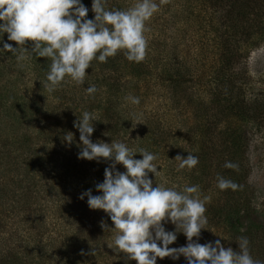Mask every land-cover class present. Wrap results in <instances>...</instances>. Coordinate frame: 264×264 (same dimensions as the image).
Masks as SVG:
<instances>
[{"label": "trees", "instance_id": "1", "mask_svg": "<svg viewBox=\"0 0 264 264\" xmlns=\"http://www.w3.org/2000/svg\"><path fill=\"white\" fill-rule=\"evenodd\" d=\"M92 2L93 0H81V3L89 10L87 19H94L95 16L91 10ZM194 2L198 4L195 11L197 13L190 10L186 14H181L185 19L190 18L194 21L192 24L181 25V29L184 30L189 25L188 32L196 30L194 34L199 38L198 47L195 50V56L199 62L194 64L192 69L189 65H180L173 59L174 54L171 53L170 57L163 54L164 50H161L160 46L157 45L158 51L155 50L154 41L150 37L152 33L148 31L145 33L148 40V54L143 62H130L123 52L108 58L107 63L94 60L91 68L86 70L88 74L85 83L79 86L73 84V86H76V90L78 88L86 90L87 87L94 84L98 91L94 96L84 100L81 95H76V91L71 90V95L68 98L74 102L75 112L82 114L84 111L93 112L98 108L104 112L106 108L115 104L119 92L122 95V92L129 93L139 89L143 94V90L150 89V83L158 86V89L161 90L171 88L172 94L177 93L178 89L180 90L178 86L181 85V82L186 83L188 77L193 78L194 84L195 82L202 84L205 80L207 81L206 85L211 83L206 87L210 91L221 87L223 96L219 99L215 95L214 104L217 112L215 111V114L211 116L219 118L221 113L226 117L230 116L227 128H219V123L208 124L205 112V116L199 117L201 120L195 128V132L193 128L187 130V142H190L189 146L192 152H184L188 150L186 148L181 152V157L186 158L190 153L197 156L202 162L192 170L173 168L176 171V178L182 177L185 181L184 185L177 184L176 186L177 190H180L185 185H198L201 198L210 197L205 213L208 218L207 228L226 237L225 241L228 244L225 248L231 247L234 251H238L237 240L240 237H246L251 245V255L255 256V260L264 262V248L261 246L264 243V238L260 240L259 237L264 236V215L258 207L250 203L251 198L241 202V205L238 203V198L244 195L243 190L247 192V189L243 188V176L241 177L240 172L244 154L243 147L246 145L245 140H247L248 132L250 130L259 131L261 128L263 113L260 106L263 104H256V98H253L249 104L244 105L245 99L238 98L237 95V90H239L238 88L242 89V85L234 83L225 74L226 69L235 60L243 58L248 54L249 49L264 42V0H194ZM134 3L135 0H129L128 3L121 0H107L106 8L108 10H127ZM164 22L159 25L158 22L150 20L146 27L151 25L154 29L152 32L156 29L169 30L172 24L171 19ZM181 29L178 28V30ZM6 34L3 33L1 36ZM12 46L17 47L15 44ZM31 46V42L26 45L29 50H31ZM171 51L177 52L176 47H173ZM50 63L51 61L47 58L36 57L35 54H31L30 60L25 61L24 68L15 65L17 70L13 67L14 63L4 65L0 61V264H78V261L81 262L80 259L74 257L73 253L67 252V247L71 245L73 238H76V234L70 232L69 235L62 234L64 238L57 235L51 239L49 238V222L46 227L39 226L46 217V203L50 205L54 202L56 208H61L56 214V219L63 218L59 220H64V217L67 216V219L73 223L76 219V215L71 210L64 211L63 207V205L68 207L67 203L73 199L69 188L65 186L60 188L61 184L58 183L57 174L52 175L51 171H47L49 168L53 171L54 158L50 153L44 151L43 147L33 145V141L50 145L52 139L48 134L44 136L45 132L38 131L33 139L21 131L24 125H29L37 118V110L28 97H25L26 94L21 93L20 84L25 75L30 73L34 75L36 87L40 84L39 87L44 94H52L53 92L49 93L44 88ZM107 70H113L120 75V80L127 78L126 82L122 83L118 79V81L111 80L106 75ZM64 84L66 83L62 85ZM101 88L102 90H100ZM236 92L237 96H234ZM51 97H58L59 105L62 103V98L65 101L67 99L66 93H60L59 96L53 94ZM220 102L222 107L218 106ZM190 103H192L191 99H187V104L190 105ZM215 129L217 137L221 139L220 145L211 140V133H215L213 131ZM141 137L143 140L139 139V142L137 140L136 148H134L137 150L135 159H142L138 152L139 149L155 153L151 151V143L155 140H151L148 134H143ZM210 150H212L211 153ZM217 153L231 154L233 157L231 162L238 164V169H231L232 172L233 170L235 172L231 174L232 180L227 176L228 174H220L221 172L217 171L219 174L215 172L214 175L208 172L206 164L211 162L208 157L211 158V155ZM111 164V161H105L103 158L99 162L90 161L88 165L93 169L92 181L87 184H78L77 186L81 185L80 190L73 189L77 192V196L80 193L83 194L84 190L96 188L98 183H102L104 170ZM174 170L167 177L172 178ZM222 175L241 185L242 189L221 191L214 187V181H217V177ZM53 214L55 213H50L49 216L54 217ZM57 222L60 221L57 220ZM55 232L59 233L57 230ZM114 235L115 233L109 238L112 247L106 250L103 246L95 243L90 254L94 252L97 258L99 256L102 260L106 258L104 264H137L136 261L127 259L126 254L113 250ZM31 237L37 239L36 243L33 242L34 239H30ZM34 246H37L41 252L37 261L31 254ZM255 246H260L261 252L258 249L253 250ZM255 253H259V255L256 256ZM162 260L158 257L156 264H168Z\"/></svg>", "mask_w": 264, "mask_h": 264}, {"label": "clouds", "instance_id": "2", "mask_svg": "<svg viewBox=\"0 0 264 264\" xmlns=\"http://www.w3.org/2000/svg\"><path fill=\"white\" fill-rule=\"evenodd\" d=\"M171 0H135L127 10H108L107 0H93L94 19H87L88 8L81 0H0V34L7 33V39L17 47L4 43L0 51L15 55L20 66L24 61L36 57L50 60L44 88L52 93L63 83L83 85L87 69L98 60L107 63L108 58L123 52L130 62L141 63L148 54V40L145 33L150 31L146 24L160 10L161 5ZM31 42V50L26 45ZM98 91L90 85L86 89L89 96ZM132 104L140 103L139 97L128 96ZM93 121H98L94 113L83 112L74 122L82 143L78 158L97 162L103 158L113 161L104 170V180L96 185L100 195H93L89 189L80 199L87 196L92 210H103L114 224L113 250L126 254L127 259L137 264H156L157 258H186L188 264H262L250 254L249 241L239 238V251L225 248L220 240L215 245L209 242L200 244L193 238H200L201 230L207 229L206 204L210 197L201 198L198 185L165 187L155 184L149 173L157 171V155L139 149L142 159H135L136 149L122 142H97L90 139L94 132ZM140 123V122H137ZM64 139L71 143L73 134L67 133ZM180 161L179 169L192 170L199 159L188 154L186 158L175 157ZM123 165L125 172L116 170ZM225 168L238 169V164L226 162ZM217 187L223 191L242 189L241 185L217 177ZM171 222L175 232L166 231L164 224ZM102 228L107 225L102 221ZM177 232L187 238V245L170 248L177 240ZM157 241L162 242L159 246ZM112 247V246H110ZM95 254V253H93Z\"/></svg>", "mask_w": 264, "mask_h": 264}, {"label": "rangeland", "instance_id": "3", "mask_svg": "<svg viewBox=\"0 0 264 264\" xmlns=\"http://www.w3.org/2000/svg\"><path fill=\"white\" fill-rule=\"evenodd\" d=\"M121 1L125 3L129 2V0ZM155 2L159 4V0H155ZM197 7L198 4L195 3L194 0H171L168 5H161L160 10L150 19L151 22H158L159 25H162L165 23L164 21L170 18L172 21L170 29L165 31L164 29L161 31L156 29L152 32L154 30L153 27L151 25L148 27L152 33H150V37L154 41L155 50L158 51V46H160L161 50H164L163 54L169 57L171 53L174 54L175 57H173V59L180 63V65H189L191 69L194 64L199 62L195 56L199 38L194 34L196 30L188 32L189 25L186 29H181V25L185 26L187 23L192 24V22H194L190 18L185 19L181 14H186V12H190V10L195 12ZM178 28L182 31L178 30ZM1 35L2 34H0V50L3 49L4 43L16 45L14 41H9L7 39V34L5 36ZM185 36L186 38H184ZM240 45L242 44L240 43ZM173 47H176L177 52L173 53L171 51ZM0 61L4 65L14 63L13 67L15 70H17L15 65L19 68L25 67V61L23 62L24 66L21 67L15 55L7 51H0ZM225 74L227 77H230L234 83L242 85V89H236L238 94L236 92L234 96L238 95V98H244V105L249 104L250 100L253 98H256V104H263L260 106L261 112L263 113V119L260 125L261 128L259 131L250 130L248 132L247 140H245L246 145L243 147L244 154L240 172L241 177L243 176V188H246L247 192L243 190L244 195L238 198V203L241 205V202L251 198L250 203L258 207L264 215V42L249 49L248 54L243 58L235 60L230 67L226 69ZM106 75L111 80H120V75L113 72V70H107ZM33 76L34 75L30 73L25 75L23 82L20 84V91L22 94H26L25 97H28V100L35 105L37 118L29 125H24L21 131L28 134L30 138L33 139L38 131L45 132L44 136L48 134L51 137L52 141L50 145L43 144V142L40 141H33V145L35 147H43V150L50 153L54 158L53 171L50 168L47 169V171H51L52 175L57 174V178H59L58 183L61 184L59 186L60 188H64V186L69 188L73 199L70 200L71 202L67 203L68 207L63 205L64 211L68 209L76 215L74 223L70 222L67 216L64 217V220H59L63 218L56 219V214L61 208H56L54 202L50 203V205L46 203V217H44L45 220L41 222L39 226L41 228L46 227L47 222H49V238L51 239L57 235L64 238L62 234L65 233L66 235H69L70 232L76 234V238H73L74 240L71 242V245L67 247V252L69 254L73 253L75 258L81 260V262L78 261V264H104L106 258L102 260L101 256L97 258L93 254L94 252L92 254H90V252L95 243H98L99 246H103L106 250L110 248L111 242L109 238L115 233V230L112 229L114 224L103 210H92L89 208L87 196L80 199L82 193L77 196V192L73 191V189L77 191L80 190L81 185L77 186L78 184H87L92 181L93 169L88 165L90 163L89 160L78 158L82 143L79 140V131L74 127V122L82 117L83 113L78 114L75 112V104L73 101H70L68 96L71 95V90L76 91V95H81L84 100L89 99L91 96L87 95L85 89L81 90L78 88L76 90V86H73L74 83L70 81L69 83L61 85L52 94H44L42 92L43 90L39 87L40 84L36 87V80L33 79ZM126 79L127 78L121 79L120 82L124 83ZM206 83L207 81L205 80L202 84L197 82L194 84L193 78L188 77L186 83L181 82V85L178 86L180 90L178 89L175 94H172L171 88L168 90H161L152 83H150L151 86L149 90H143V94L139 89L129 93L122 92V95L121 92H119L117 100L112 106L114 108H106L104 112L98 108L90 112L94 113L98 120L93 121L94 132L90 139L94 143L101 141L109 144L111 142H122L129 148L134 149L136 148L137 140L138 142L139 139L143 140L141 135L148 134L151 140H155L151 143V151L155 152L153 154L158 157L157 161H154V163L158 165L157 171H160V175L156 177L153 173H149V178L153 180V185L163 184L165 187H172L177 184L184 185L183 182L185 181H183L182 177L176 178V171L173 168H179L180 161L175 159L177 155L181 156V152L186 150V148H188V150L184 152H192L189 146L190 142H187V130L193 128L195 132V128H197L201 120L199 117H201V115L205 116V112L208 124L212 122L215 124L219 123V128L221 129L226 127L230 118V116L226 117L222 115V113L219 114V118L212 117L213 114H215V109H217L214 104L216 101L215 95L221 99L223 96L221 95V91H223V89L218 87L215 91H210V89L206 87L210 86L211 83H209L210 85H206ZM100 90H102V88ZM69 91L70 93H68ZM60 93H66L67 99L65 101V99L62 98V103L59 105L57 101L58 97L51 96L53 94H58L59 96ZM128 96L139 97L140 103L138 105L132 104L130 100L126 99ZM187 99H191L192 103H190V105L187 104ZM219 104L218 106L222 107V103L220 102ZM101 108H103V106H101ZM213 131H215V133H211V140L214 141L215 144L220 145L221 139L217 137L216 129ZM69 132L73 134V141L71 143H68L64 139L65 135ZM209 145H211V143H209ZM211 151L212 150H210V153ZM208 160H211V162H207L206 164L209 173L214 175L215 172L217 174H219L218 172L224 175L228 174L227 176L232 180L231 174L235 173L234 170L232 172L231 169L224 167L226 162H231L233 160L231 154L222 155V153H217L216 155H211V158L208 157ZM111 162L113 163V161ZM201 162L202 161L199 159V163ZM116 170L119 172L126 171L123 165L119 164L116 165ZM172 170L175 171L173 174L174 176H172V178L167 177L172 174ZM215 181L213 185L218 188L217 181ZM90 189L93 195L101 194L96 188ZM86 191L84 190V193ZM50 213H55L53 214L54 217H52V215L49 216ZM41 215H43L42 212ZM57 220L60 222H57ZM102 221L107 225V228L101 227ZM163 226L166 231H176L175 225L171 222L165 223ZM56 230L59 233L56 234ZM33 232L35 233L36 231ZM214 233V230H209L208 228L202 229L200 238L197 240V238L194 237L193 239L200 244L211 242L213 245H215L216 240H220L221 244L225 247L228 244V242L225 241L227 238L223 235ZM100 235L103 236L101 237ZM176 235L177 240L169 245V247L179 248L186 246L188 243L186 236L182 232H177ZM259 237L260 240L264 238V236ZM30 239H34V243L37 241L34 237ZM157 243L159 246H162V242L157 241ZM236 244H239V240H237ZM261 246L264 248V243H262ZM248 247L249 250H251L250 244ZM256 249L261 252L260 246L253 247V250ZM31 254L33 259L37 261L41 252L38 250L37 246H34ZM255 255L258 256L259 253H255ZM252 257L253 259L255 258V256ZM162 261L168 264H188L186 258L183 256H180L179 259L165 257ZM262 264H264V262H262Z\"/></svg>", "mask_w": 264, "mask_h": 264}]
</instances>
